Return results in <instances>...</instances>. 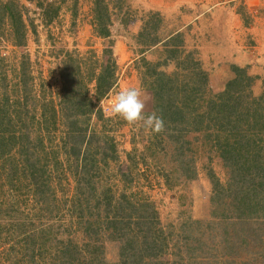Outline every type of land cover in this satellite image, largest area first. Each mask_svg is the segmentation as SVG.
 Wrapping results in <instances>:
<instances>
[{"label": "rangeland", "instance_id": "obj_1", "mask_svg": "<svg viewBox=\"0 0 264 264\" xmlns=\"http://www.w3.org/2000/svg\"><path fill=\"white\" fill-rule=\"evenodd\" d=\"M129 87L164 132L98 108ZM238 143L259 200L264 0H0V264H264Z\"/></svg>", "mask_w": 264, "mask_h": 264}, {"label": "trees", "instance_id": "obj_2", "mask_svg": "<svg viewBox=\"0 0 264 264\" xmlns=\"http://www.w3.org/2000/svg\"><path fill=\"white\" fill-rule=\"evenodd\" d=\"M153 70L157 72L156 69H153ZM234 81H236V83H238V82H240V78L236 79ZM172 83L175 84V82H173V81H172ZM170 88H171V93L173 95L175 94L176 90H178V93L180 92V90H179V88L177 86L176 87L172 86ZM169 89H167V91H169ZM191 97H193V96H191ZM190 98H187L185 100H184V98H182L186 102L185 106H188L189 109H191V104H192L191 101H193V98L192 99H190ZM190 102H191V104H190ZM173 104L176 105V100L174 101ZM175 107L177 108V106H175ZM262 116H263V114H262ZM176 127H180V124L176 125ZM236 148L235 147L232 148L231 151H225V152L223 151L222 160H223V162H225V167H227V170H229V173L231 174V178L232 179H231V183L230 184L233 187L232 188L233 192H235L234 193V200H235V206H236L235 209H236V213L238 212V214L236 215L237 217H235V218H237L239 220V222H237L238 226H239V230L237 231V233H239L241 235V233L243 231L242 228H244L243 224H245L246 220L247 221L249 220L248 216H251L250 219L255 218L257 215L260 218H264V192H261V193H263V197L261 196V193H259L258 198H260V199L256 200L255 197H254L256 195V193H254V191H256V189H258L256 186H253L252 188H249V190H251V192H253L250 195H249V193L247 191H244V190H247V185H246L244 179H242L240 177L242 175V170H241L242 169V165L245 167V169H246V167H248L247 169H248L249 172L252 173L253 179L256 180L257 179L256 177H258V175L256 173V169L255 170H251V168H249L250 166H248L246 163L245 164L243 163V161L250 162V154L248 153V155L244 156L242 151L240 150L241 146H240L239 143H238V146H236ZM234 156H235V159L238 156V161L236 160V165H237L236 168L232 167V161L234 159ZM78 159H80V154L78 155ZM234 169H237V171H239L238 174H235L236 172L234 171ZM255 180L251 181L252 185L255 183ZM219 192L223 193L220 190H219ZM249 196H251L253 200L246 201L249 198ZM232 224H233V222H232ZM2 229L3 228H0V233L2 232ZM4 230H6V229H4ZM244 243L246 245H249L250 244V240L248 238H246L244 240ZM233 248H234V246L231 247V250H233ZM237 252L236 253L234 252L233 258L234 257L235 258L233 260V264H236L235 260H236ZM38 254H39V252H38ZM44 254H45V252H43V258H44ZM39 255L42 256V251L40 252ZM240 264H243V263H240Z\"/></svg>", "mask_w": 264, "mask_h": 264}, {"label": "clouds", "instance_id": "obj_3", "mask_svg": "<svg viewBox=\"0 0 264 264\" xmlns=\"http://www.w3.org/2000/svg\"><path fill=\"white\" fill-rule=\"evenodd\" d=\"M147 99L141 89L129 87L119 90L114 97L109 98L107 104L100 101L99 109L106 117H118L145 133L160 134L165 131L163 118L156 112H146Z\"/></svg>", "mask_w": 264, "mask_h": 264}, {"label": "crops", "instance_id": "obj_4", "mask_svg": "<svg viewBox=\"0 0 264 264\" xmlns=\"http://www.w3.org/2000/svg\"><path fill=\"white\" fill-rule=\"evenodd\" d=\"M187 24H189V23H187ZM182 29H184V30H185V29H186V27H184V26H182V25H181L180 27H178V30H179V32H180V33H182V32H181V31H182ZM163 64H164V63H163ZM165 64H166V62H165ZM158 65H159V66H161V64H158Z\"/></svg>", "mask_w": 264, "mask_h": 264}]
</instances>
